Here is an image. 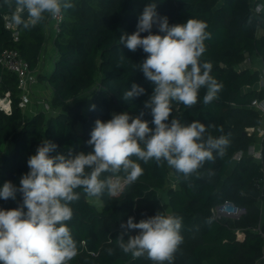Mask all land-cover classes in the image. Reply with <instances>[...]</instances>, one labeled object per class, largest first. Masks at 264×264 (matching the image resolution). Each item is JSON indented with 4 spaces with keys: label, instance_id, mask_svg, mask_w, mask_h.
<instances>
[{
    "label": "trees",
    "instance_id": "obj_1",
    "mask_svg": "<svg viewBox=\"0 0 264 264\" xmlns=\"http://www.w3.org/2000/svg\"><path fill=\"white\" fill-rule=\"evenodd\" d=\"M150 2L157 3L158 13L168 17L169 25L183 24L189 18L207 24L210 38L204 41L206 50L200 61L211 64L210 75L222 88L208 104L203 102L206 89L202 88L195 106L179 104L175 109L173 105L172 118L184 125L199 121L207 129L206 136H223L229 144L222 157L214 152L215 160L206 162L188 178L172 168L177 186L167 189L165 203L159 191L166 186L171 167L164 161L138 160L143 174L132 184L125 181L118 193L105 191L101 196H89L82 188L76 189L80 198L70 204L73 215L66 224L78 254L69 264H154L146 254L133 258L124 253L116 238L120 224L129 217L138 223L158 212L165 215L167 210L182 218L183 243L172 264H257L264 251V238L257 230L264 231V138L261 161L248 155L236 160V155L247 152L254 142L256 133L247 129L263 121L262 114L250 105L255 98L264 99V88H254L262 76L258 70L243 67L254 53L264 64V10H257L259 1L254 5L251 0H71L74 8L62 10L59 31L53 29L54 67L46 75L40 65L51 41V19L31 29L18 26L19 39L15 40L14 30L6 27V16L12 15L14 8L0 0V53L6 48L18 50L36 70L39 82H47L53 92L52 112L43 108L18 126L23 112L18 77L0 65V93L12 101L11 113L0 110V149L14 144L0 158V188L8 181L19 186L21 176L29 171L28 159L44 140L57 145L51 156L67 155L70 150L91 152L87 141L97 119L106 122L113 113L128 112L135 117L144 111L143 119L149 121V127H155L150 111L144 108L153 86L136 68L147 54L142 49L131 52L120 42L121 34L136 31L139 15ZM152 32L160 34L156 26ZM97 83L90 102L77 99ZM133 83L146 93L124 101L123 93ZM126 175L123 171L104 173L101 179ZM90 197H98L101 205ZM225 201L246 212L237 219H216L213 208ZM22 202V194L17 193L15 200L0 199V209L17 208ZM130 234L136 235L138 230Z\"/></svg>",
    "mask_w": 264,
    "mask_h": 264
},
{
    "label": "clouds",
    "instance_id": "obj_2",
    "mask_svg": "<svg viewBox=\"0 0 264 264\" xmlns=\"http://www.w3.org/2000/svg\"><path fill=\"white\" fill-rule=\"evenodd\" d=\"M4 4L14 8L11 20L24 29L74 8L71 0H4ZM258 10L264 7L258 6ZM154 26L160 34H153ZM206 28L205 22L191 18L169 25L168 17L158 13L157 3L144 7L136 31L121 34L120 42L131 52L142 49L147 54L136 68L153 86L144 108L150 111L155 127L143 119L144 111L135 117L128 112L113 113L106 122L95 121L87 141L92 151L87 154L70 150L67 155L51 156L57 145L49 140L40 143L27 161L29 171L21 176L19 186L8 181L0 188V199L15 200L17 193L23 198L17 208L0 209V264H69L78 254L66 224L73 215L70 204L79 200L78 188L89 196L114 192L117 184L112 176L101 179L104 173L123 171L127 183L132 184L143 174L137 161L155 160L166 162L188 178L206 162L214 161V152L221 157L225 154L229 144L225 137L206 136L207 129L199 121L184 125L172 118L174 103L193 107L200 89L205 88L203 102L208 104L222 88L210 75L211 64L200 61L206 50L204 41L210 38ZM145 93L142 86L133 83L123 93V100ZM91 107L94 110L95 105ZM120 229L118 247L133 258L146 254L154 264H172L183 243L182 218L174 215L158 212L138 223L129 217ZM132 230L138 234L131 235Z\"/></svg>",
    "mask_w": 264,
    "mask_h": 264
},
{
    "label": "built area",
    "instance_id": "obj_3",
    "mask_svg": "<svg viewBox=\"0 0 264 264\" xmlns=\"http://www.w3.org/2000/svg\"><path fill=\"white\" fill-rule=\"evenodd\" d=\"M261 7V5H258ZM258 6H256L258 10ZM12 15L6 16V27L9 29H13V36L15 40L19 39V32L17 31V25H15L11 20ZM51 19V18H50ZM63 19V13L61 16L51 19L53 24L54 32L57 33L59 31V22ZM0 65L3 68H7L10 71H13L17 74L18 77V88L20 90V101L19 107L24 108L31 102L32 95V86L39 82L38 74L36 70H32L30 68L29 63L21 56L20 52L16 49L6 48L0 53ZM44 110L48 112H52L51 105L47 102L44 103ZM253 108L257 109L261 114H264V99H253L251 104ZM0 110H3L7 113L12 112V101L6 96H2L0 93ZM242 155L239 152L236 155V158H240ZM246 212L245 208L236 206L231 201H225L224 203L218 204L213 208V213L216 219H224V218H232L237 219L242 214ZM264 238V231L261 228L257 229ZM239 232V231H238ZM240 239L243 237H239ZM261 259L264 260V251Z\"/></svg>",
    "mask_w": 264,
    "mask_h": 264
},
{
    "label": "rangeland",
    "instance_id": "obj_4",
    "mask_svg": "<svg viewBox=\"0 0 264 264\" xmlns=\"http://www.w3.org/2000/svg\"><path fill=\"white\" fill-rule=\"evenodd\" d=\"M252 4H254V0H251ZM50 44H47V49H48V52L46 54H48V56H46V62L45 64L43 65H40V70L42 71L43 74H49L53 67H54V59H53V52H52V49L49 47ZM38 85L39 84H42L43 86H46L45 90L42 92L43 94L40 96L41 98L39 97H35V95L32 93L31 95V102L23 108V112H22V117L17 121V125L18 126H21L23 125L27 120L31 119L33 117V113H35L34 111L38 110H42L44 108V103L47 102L48 104H51V99H52V88L50 87V85H47V83H44V82H38L37 83ZM98 83L95 84L94 86H92L91 88L85 90L84 92H82L78 97L77 99H83L87 102H90L91 101V93L96 90L98 88ZM175 109L178 108V106L174 103L173 104ZM14 147V144L13 143H8L6 145H3L0 149V158H1V155L4 154V153H9ZM234 162L232 163L231 167L233 166ZM230 167V169H231ZM126 181V178L125 177H116L113 182L115 184H117V188L116 190L114 191L115 193H118L124 183ZM176 187L177 186V180H176V177L175 175L173 174V170L172 168H170V173H169V177H168V181L166 183V186L161 189L159 191V194H160V199L162 202H168V196H167V189L169 187ZM90 200H92L93 202L97 203V205H101V201L98 197H90ZM165 215H170V212L169 210L166 211V214ZM240 232H238V236L241 237L242 233L240 234ZM257 264H264V260L263 259H259L257 261Z\"/></svg>",
    "mask_w": 264,
    "mask_h": 264
},
{
    "label": "crops",
    "instance_id": "obj_5",
    "mask_svg": "<svg viewBox=\"0 0 264 264\" xmlns=\"http://www.w3.org/2000/svg\"><path fill=\"white\" fill-rule=\"evenodd\" d=\"M259 1L258 5H261V7H264V0H254V5L256 4V2ZM48 30L50 33V40L48 44H50V48L52 49L53 54L55 53L54 51V47H53V24L52 22H50L49 26H48ZM48 52V49L46 47L45 52L42 56V64H45L46 62V56H48V54H46ZM243 67H249L253 70H258L262 76V80L260 83H258L254 88L256 89H261L264 88V64H263V60L260 57L259 54L254 53L250 56L247 57V59L245 60V62L243 63ZM47 83V82H44ZM47 85H49L47 83ZM46 86H43L42 84H34L32 86V92L35 95V97H39L43 94L42 92L46 89ZM53 94V92H52ZM35 113L38 112V110L34 111ZM33 113V114H35ZM263 116V121L260 124V126L258 127H252V128H248V132L249 133H256V137L254 139L253 144L250 146L249 150L247 152H241L242 155H248V156H253L256 160L261 161L262 160V143H263V138H264V114H262ZM237 160V158H236ZM240 232V231H239ZM242 232H240L241 234ZM239 234V235H240ZM241 237H243V233L241 235Z\"/></svg>",
    "mask_w": 264,
    "mask_h": 264
}]
</instances>
